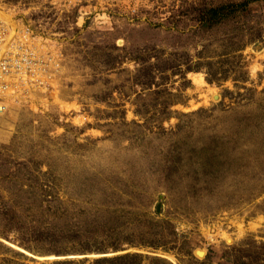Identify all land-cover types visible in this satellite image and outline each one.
Listing matches in <instances>:
<instances>
[{"label": "rangeland", "instance_id": "rangeland-1", "mask_svg": "<svg viewBox=\"0 0 264 264\" xmlns=\"http://www.w3.org/2000/svg\"><path fill=\"white\" fill-rule=\"evenodd\" d=\"M0 30V264H264V0H0Z\"/></svg>", "mask_w": 264, "mask_h": 264}, {"label": "built area", "instance_id": "built-area-1", "mask_svg": "<svg viewBox=\"0 0 264 264\" xmlns=\"http://www.w3.org/2000/svg\"><path fill=\"white\" fill-rule=\"evenodd\" d=\"M3 27L6 29V27L4 25H3ZM6 33L3 32L2 30H0V45L6 43L8 46V44H9V41H7V34ZM16 43H18V42L16 41ZM10 45H11V43H10ZM10 45L8 47H10ZM19 47H21V45L18 43V48ZM17 50H19V49H17ZM16 53L17 52H14L13 48L10 51H5L2 49V52L0 49V120L2 119V117L4 116V114L6 113V111L9 108V105H7V103H6V99H8V98H9V100L12 99L11 95L14 91L13 88H15V86L17 84L16 82L13 83L11 81V79L16 78L15 75H14L15 77L11 76L16 72V66L21 65V60H19V58H17V59L12 58V56H15ZM14 60H16V62H18V63H16V65L13 63ZM11 101H13V99L10 100V102Z\"/></svg>", "mask_w": 264, "mask_h": 264}, {"label": "bare ground", "instance_id": "bare-ground-1", "mask_svg": "<svg viewBox=\"0 0 264 264\" xmlns=\"http://www.w3.org/2000/svg\"><path fill=\"white\" fill-rule=\"evenodd\" d=\"M10 48H11V49L13 48V50H17V49H18V46H17L16 42H13V44L10 45V47H8V46L6 45V43L0 45L1 52H2V49L5 50V51H8V49L11 50ZM13 63L16 65V63H18V62H16V60H14Z\"/></svg>", "mask_w": 264, "mask_h": 264}]
</instances>
